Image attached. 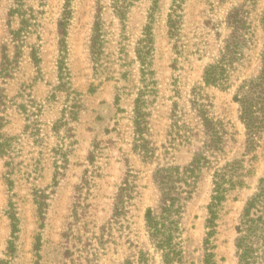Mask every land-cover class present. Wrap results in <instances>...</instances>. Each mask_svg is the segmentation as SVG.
I'll use <instances>...</instances> for the list:
<instances>
[{"label": "rangeland", "instance_id": "1", "mask_svg": "<svg viewBox=\"0 0 264 264\" xmlns=\"http://www.w3.org/2000/svg\"><path fill=\"white\" fill-rule=\"evenodd\" d=\"M66 8L0 0V264H168L146 221L166 184L190 190L170 264H240L264 131L248 143L234 94L262 69L264 0H71L63 34ZM220 62L225 86L206 84ZM196 158L189 187L176 175ZM227 165L237 183L208 235Z\"/></svg>", "mask_w": 264, "mask_h": 264}, {"label": "trees", "instance_id": "2", "mask_svg": "<svg viewBox=\"0 0 264 264\" xmlns=\"http://www.w3.org/2000/svg\"><path fill=\"white\" fill-rule=\"evenodd\" d=\"M67 0L66 15L61 23L63 34L66 32V23L70 13ZM226 65L217 63L207 67L204 75V81L208 85L225 86L228 79L226 74ZM234 100L240 105V117L247 129V141L250 145L255 143V139L264 131V49L262 53V69L260 75L256 78L242 81L238 86ZM203 119L207 127L217 132L213 126V121L208 115L203 114ZM202 158H196L193 163L186 167L183 172L177 171V181L182 180L187 186H191L199 176L203 166ZM233 166L219 168L215 171L213 177V195L209 205L211 217L208 219V227L212 230L208 235L214 233L217 219V208L222 201L226 199L229 189L234 188L236 181L233 179ZM171 176L168 174L167 177ZM167 185L163 189L162 210L156 213L154 209L149 208L146 213L147 226L153 241L157 247L165 251L167 263L173 260L177 251V232L179 230L177 220L174 215L181 209L183 192L189 193L190 190L185 187ZM179 192H178V191ZM177 191V193H175ZM181 192V193H180ZM238 237L236 240L237 254L240 264H257V249L260 242H264V175L259 181L256 193L247 201L242 212L241 220L237 226ZM210 244V239L206 240ZM212 257L211 254L208 255Z\"/></svg>", "mask_w": 264, "mask_h": 264}]
</instances>
